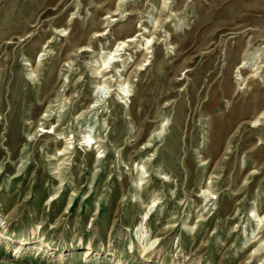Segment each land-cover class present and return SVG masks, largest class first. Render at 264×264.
<instances>
[{
  "label": "rangeland",
  "instance_id": "374dc122",
  "mask_svg": "<svg viewBox=\"0 0 264 264\" xmlns=\"http://www.w3.org/2000/svg\"><path fill=\"white\" fill-rule=\"evenodd\" d=\"M263 216L264 0H0V264H264Z\"/></svg>",
  "mask_w": 264,
  "mask_h": 264
},
{
  "label": "bare ground",
  "instance_id": "6f19581e",
  "mask_svg": "<svg viewBox=\"0 0 264 264\" xmlns=\"http://www.w3.org/2000/svg\"><path fill=\"white\" fill-rule=\"evenodd\" d=\"M132 40L134 41L135 38L131 37V38L127 39V41H132ZM125 42H126V41H121V42H119L118 46L115 48V51L109 53L108 56H106V58H105L104 61H103V64H102L101 67H100V71H101V72H104V71H110L111 68H112L113 63H115V62H117L118 60H120L119 58H115V56H118V55L121 54L122 50L125 48L124 46H126ZM111 55H113V57H111ZM110 72H111V71H110ZM98 89H101V87H100V88L98 87ZM123 90H124V89H123ZM123 90L121 91V93H122L123 95H125V96H128V94H125V92H124ZM43 130H44V129H40V131H43ZM44 132L50 134L51 132H55V131H52V130H45ZM84 138H85V142H84V143L86 144V146H90V147H92V146L96 143V141L93 139L92 134H86ZM70 139H71V138H67V139L65 140L66 144L69 143ZM69 149H70L69 146H65V148L63 149V151H62L61 154L68 153V152H69ZM145 217H146V216H145ZM260 220H264V216L261 217Z\"/></svg>",
  "mask_w": 264,
  "mask_h": 264
}]
</instances>
